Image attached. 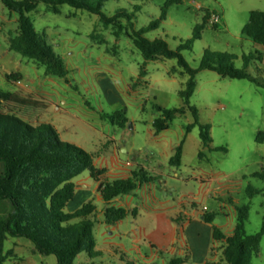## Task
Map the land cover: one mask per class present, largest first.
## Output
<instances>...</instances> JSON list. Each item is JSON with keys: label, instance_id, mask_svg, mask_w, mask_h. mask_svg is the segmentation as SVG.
<instances>
[{"label": "rangeland", "instance_id": "rangeland-1", "mask_svg": "<svg viewBox=\"0 0 264 264\" xmlns=\"http://www.w3.org/2000/svg\"><path fill=\"white\" fill-rule=\"evenodd\" d=\"M168 1L106 0L102 12L112 17L118 10H124L133 16L134 28L141 29L159 20ZM4 8L0 6V55H3L0 65L10 60L13 62L8 63L11 67L21 65L24 83L32 84L31 80H35L36 86L49 94L52 103H49L50 109L39 116L40 123L51 124L61 140L92 153L94 158L97 157L91 149L94 141L97 138L105 140L108 144L104 147L111 149V138L115 137L117 144L123 146L116 148L123 160L144 165L149 172L164 174L162 179L166 183L159 184L158 180L154 192L162 203L160 208L169 207L165 213L175 219L171 227L162 229H181L182 223H186L185 239L191 244L197 238L196 229H211L207 224L200 226L202 220L195 217L197 211L214 215L213 225L230 235L236 224L237 209L248 205L246 233L251 235L259 231L264 222V142H257L258 134L264 132L263 87L249 80L222 78L209 70L197 73L190 104L198 108L200 121L210 125L212 147L225 148V151H209L203 147L197 127L186 133V127L193 122L189 111L176 116L167 131L155 135L153 121L159 116L156 106H183L180 91L188 76L182 74L176 59L148 61L144 75L140 76L144 59L126 35L131 33L126 19L119 18L104 25L100 16L87 11L61 5L54 13L49 5L41 3L28 17L35 31L44 36L47 44L60 56L67 72L65 78L46 77L43 68L8 50L5 43L8 39L3 41L1 35H6V30L10 36L17 34L18 20L13 22L14 16L12 18L10 14L6 22ZM252 11H264V0H182L166 9L164 20L158 22L157 28L148 31L146 37L163 39L175 50L194 37V30L203 23L206 13L219 15L216 26L208 23L200 38L193 39L190 48L181 52L183 58L192 68H197L204 51L208 50L234 56L233 64L243 68V56H251L246 71L253 79L264 83V47L242 34ZM6 86L0 84V112L6 111L1 102ZM121 110L126 111L128 119L125 128H119L106 117ZM182 142L181 165L170 166L160 155L161 148ZM114 172L110 167L102 170L97 177L101 187L96 188V194L93 193L94 179L85 172L82 175L84 180L82 178L78 183L85 182L92 190L82 194L84 189L76 182L79 193L77 199L69 203L67 211L73 212L81 206V202L77 204L81 195L84 200L89 198L88 202L96 204L95 249L101 256L89 262L147 264L138 257L135 247L152 258L148 238L137 232L138 223L132 219L131 209L129 235H122L103 222L106 206L102 198L103 185L126 180L114 178ZM249 188L257 191L252 197L248 194ZM207 189L212 197L203 196L202 192ZM124 197L118 196L110 204L121 207L125 205ZM143 204L151 205V202L137 199L133 207L138 206L139 213H142L146 209ZM178 212L181 219L176 221ZM201 233L204 237L206 230ZM168 234H163L161 239L167 240ZM212 245V250L217 253L216 260L222 262L223 243L214 241ZM4 250L7 254L4 264H56L57 261L53 255L39 254L24 238L9 237ZM162 253L163 258H171L169 252L163 250ZM76 264H88L87 256L82 254ZM149 264L163 262L158 258ZM252 264H264V236L260 252Z\"/></svg>", "mask_w": 264, "mask_h": 264}, {"label": "trees", "instance_id": "trees-1", "mask_svg": "<svg viewBox=\"0 0 264 264\" xmlns=\"http://www.w3.org/2000/svg\"><path fill=\"white\" fill-rule=\"evenodd\" d=\"M106 0H0L12 13L18 16V33L9 40V50L33 61L44 69L46 76L65 78L67 72L60 56L34 29L28 14L39 4L51 7L54 13L58 7L68 5L76 10H84L100 16L104 25L126 19L131 33L126 35L132 39L140 51L144 65L140 76L145 73L148 61H164L176 59L182 74L188 76L185 87L180 91L183 106L180 108H163L156 106L159 116L153 121L156 134L169 129L170 123L178 115L188 111L193 122L186 127L190 133L195 127L199 129V137L203 147L209 151H225V148L212 147L210 125L200 121L199 110L190 104V99L196 88V75L200 71L216 72L222 78L233 80H249L264 88V83L253 79L246 71L251 56H243V68L233 64L234 56L205 50L197 68H192L183 58L182 51L190 48L193 39H199L201 31L209 23L211 14L206 13L203 23L194 30V37L173 50L169 44L160 38L150 39L146 33L157 28L159 21L164 20L166 9L182 0L168 1L158 21L151 22L146 28L135 29L132 18L124 10L108 17L102 10ZM217 24H213L216 26ZM242 34L255 44L264 46V11H252L249 21L242 29ZM259 60L262 61L261 56ZM20 75H13L18 79ZM27 108L11 104L5 112H0V264L7 260L5 242L10 238L29 240L34 249L44 256H55L56 264H76L77 258L85 254L89 260L101 256L96 251L94 236L96 205L89 201L73 212L67 211L69 203L75 196L74 180L85 172H89L94 180L102 174V170L94 165V155L84 149L60 139L51 124L38 123V104L30 100ZM111 122L119 128H125L128 119L126 111H116L107 114ZM258 143L264 142V132L257 137ZM183 155V142L175 149L169 160L170 166H180ZM201 156V153L199 154ZM143 167L133 171L126 180H115L103 185V201L106 203L103 222L115 226L124 220L129 211L116 207L110 201L118 196H125L135 191L143 183L154 181ZM257 191L248 189L250 197ZM249 206L243 205L237 209L236 224L232 234L227 235L216 226H212L214 241L222 242V262L206 261L203 264H252L260 252L261 240L264 236V222L258 232L246 233ZM134 214V211L133 213ZM179 218V217H178ZM204 221L213 224L214 216L203 215ZM179 221V220H176ZM180 259H173L170 264H181ZM88 264H102L94 263Z\"/></svg>", "mask_w": 264, "mask_h": 264}, {"label": "crops", "instance_id": "crops-1", "mask_svg": "<svg viewBox=\"0 0 264 264\" xmlns=\"http://www.w3.org/2000/svg\"><path fill=\"white\" fill-rule=\"evenodd\" d=\"M0 6L1 8L5 7L1 2H0ZM2 12L4 14L3 17H6V19H4L6 22L9 21L8 18H10V14L12 18L14 16V18L12 19L13 22L18 20V16L15 13L10 12L6 7L3 9ZM16 35L17 34L10 36V32L6 30V35L4 36L1 35V37L3 41H6L5 39H8L7 42H5L7 43V47H8L9 40ZM1 57H3V55H0V58ZM8 63L12 64L13 62L10 60V62ZM8 63L6 64L2 63L0 65V84L1 85L5 84V86L7 85L6 86L7 88L5 87L6 89L5 95L3 96V99L1 101L4 108H6L7 110L9 108L8 106H11V104H14L16 106L23 107L22 109L25 110L28 106L27 104L29 103L28 101L31 100L34 105L38 104L37 106L38 111L36 112L39 113L38 114V118H39V116L43 114L45 110L50 109L49 103H52V102L49 100V96H48L49 94L43 91L40 88V86H36L35 80H31L32 84L24 83L22 79L23 75H22L21 65H16V66L11 67L9 66ZM17 74L20 75L18 76L19 77L18 79L12 78L13 75H17ZM38 118H37V122L40 123ZM155 135H158V134L155 133ZM111 141L113 142V146L111 149L105 148L108 142L105 140H101L100 138H97V140L94 141V143L92 144L91 149H94V151L97 153V157L94 158V165L97 169L104 170L105 168L110 167V171L112 170L115 171L114 176H113L114 178L119 177V178L127 179V178H130L132 176L133 171H136L138 167L140 166V167H143L155 179L152 182L143 183L135 191H133L132 193L128 195H125L124 197L125 205L123 204L120 205L121 207L125 208L127 211H129V209H131V211H134V214H131V215H132V219L135 220L136 223H138L139 229L137 230V232H139L140 234L146 235V238H148V242H149L148 244L152 252V258H148L146 255H143L141 248L135 247L138 257L147 264L153 263V261L158 258L162 259L163 264H170V261L173 259H180L182 261L181 264H203L206 261L219 262L215 258L217 253L215 254V252L212 250V247H213L212 244L214 242L213 237H212L213 224H208L204 221V218H203L204 213H202L201 211H197L195 213V217L197 219L199 218L202 220V222L199 223L201 224L200 226H202L203 224H207V226L209 225L211 229H196L194 233L196 234L197 238L194 240L192 244L188 240L185 239V235L188 231V229H185L186 223H182V226H180L181 229H178L177 227H174L172 229H162V227H171L170 226L171 222H173L175 219V218H171L167 216V214L165 213V211L169 207L160 208L159 205H161L162 203L158 200V197L157 195H155V192H154V186L158 180H160L159 184L166 183L162 179L164 174H162L161 172L159 173L155 171L149 172L146 166L144 165L138 164L135 161L123 160L116 151V148L121 149L123 148V146H121V144L119 145L117 144L115 137H112ZM178 146L179 144L175 146L165 145L161 148L160 155H162V157L167 162V164H169V160L174 155L175 149ZM82 175H80L74 180V184H75L74 199L75 200L77 199V194L79 193L76 182L78 183V181L82 180L83 178ZM164 179H166V177ZM201 181L206 182L204 180H201ZM94 182H95V190L93 191V193L96 194L98 193L96 188L98 187L100 188L101 183H99L96 180H94ZM78 184L80 187L84 189L82 194L91 192L92 189L90 190L89 186L85 182L78 183ZM137 190H139V192H137ZM209 192H210V189H207L203 191L202 194L203 196L208 195L212 197L209 194ZM84 199L85 198L82 195L78 197L77 204L79 205V202L84 204L82 201H87L89 198L87 200H84ZM137 199H141V200L144 199L146 203L147 201L148 203L151 202V205L143 204L146 206L145 212L139 213V209H138L139 207L138 206L133 207L134 202ZM79 207L80 206H78V208ZM129 214L124 220L120 221L118 224L112 227L113 229L120 231L122 235H129L130 233V230L128 229L129 224H130L128 220ZM179 215H180V212L177 213V216H176L177 220L181 219V216ZM203 230L204 231L206 230V233L204 234V237H201L202 235L201 232ZM147 232H148V235H147ZM166 232L169 233L168 234L169 237L167 240L164 241L161 239V236H163V234H165ZM135 240H139V239L136 238ZM163 250L166 252H169V254L171 255L170 259L167 260V258H163L162 256ZM113 253L116 254V252H113Z\"/></svg>", "mask_w": 264, "mask_h": 264}, {"label": "built area", "instance_id": "built-area-1", "mask_svg": "<svg viewBox=\"0 0 264 264\" xmlns=\"http://www.w3.org/2000/svg\"><path fill=\"white\" fill-rule=\"evenodd\" d=\"M209 21H210L209 23H211L212 25L218 24L220 21V16L216 14H212Z\"/></svg>", "mask_w": 264, "mask_h": 264}]
</instances>
